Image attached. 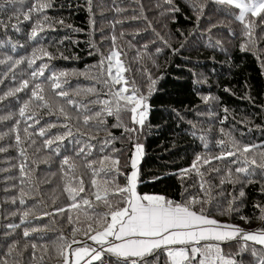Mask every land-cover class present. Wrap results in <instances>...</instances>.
Instances as JSON below:
<instances>
[{
    "label": "trees",
    "instance_id": "16d2710c",
    "mask_svg": "<svg viewBox=\"0 0 264 264\" xmlns=\"http://www.w3.org/2000/svg\"><path fill=\"white\" fill-rule=\"evenodd\" d=\"M35 2L24 0L22 6H15L19 9L20 18L19 22L13 19L11 23H18L19 31L0 27V41H3L0 60L5 61L0 63V96L18 87L23 79H28L30 72L41 63L49 65L46 76L60 72L69 74L62 77L61 82L67 79L64 88L70 93L93 85L102 91L103 86L93 79L101 70L100 61L113 50L121 52L120 59L130 69L124 75L130 81L135 80L141 93L148 97V112L143 128L133 135L132 140L122 128L112 127L116 123L115 117H108L107 128L117 140L106 151L111 152L113 147L119 150L121 171L128 174L134 144L143 145L138 165L139 193L161 194L180 201L185 188L192 194L197 193L192 186L198 184L200 177L192 172L182 179L180 173L191 168L198 154L204 157L219 155L229 150L231 140L240 145H264V39L261 38L264 37V27L255 30V46L248 44L243 24L233 15L238 14V10L208 0L197 21L198 12L193 9L191 0H173V5L165 0H91L90 5L88 0H50L51 7L40 14L41 18L47 16L50 20L44 25L45 30L33 40L30 33L37 16L34 14L31 21H24L22 13ZM173 6L179 11H170ZM10 15H13V9L7 8L0 12V19L7 23ZM144 45H147L146 49ZM242 45H247L249 50H242ZM33 49L47 51L51 59L38 51L36 56L42 60L37 59L32 68L25 60L9 71L15 60L32 58ZM8 57L12 60L9 61ZM149 74L155 81L151 94L148 91L151 83ZM28 95L20 92L0 100V148L5 149L0 151V254L14 240L20 242V248L25 243L36 242L49 245L43 264H58L52 243L61 232L71 237V226L67 222L70 213L52 216H43V213L54 212L56 207L69 203L62 191L60 162L63 156H72L77 145L65 141L60 156L43 150L38 137L34 139L37 140L36 147L42 149L40 152L36 147H29L27 142L17 145L11 130L16 120H21L20 135L23 139L25 124L19 117V108ZM77 99L91 100L95 97L81 92ZM38 111L44 117L41 126L56 122V117L48 116L47 110ZM122 119L128 127L133 126L124 115ZM79 127L99 139L108 134L104 130L97 132L94 128ZM61 131L54 128L51 133ZM220 140L226 141L223 147L218 143ZM92 143L96 144V141ZM21 147L26 149V158L20 155ZM99 155L93 150L92 158ZM45 159L49 162H41ZM230 160L213 161L211 165L201 167L204 179L212 185L214 197L211 205H206L208 215L237 225L246 232L262 229L264 221L259 218L261 213L256 205L264 208V175L257 172L250 177L252 183L245 180L243 184L225 183L220 186ZM21 164H26L27 175L21 174ZM213 168H220V173L211 172ZM85 179L87 182L90 177ZM116 179L121 185L126 183L124 176ZM241 188L245 192L243 198L239 197ZM21 189L27 193L23 205L19 203ZM233 196L237 197L233 205L236 211L221 215V209L228 207ZM13 198H16V203L11 202ZM29 210L32 213L30 222L15 230L7 227L20 224V215ZM24 228L40 231L24 238ZM240 243L242 241H232L222 247L225 252L235 253ZM256 247L260 248L259 245ZM31 253V248L24 252V264H41L39 259H31ZM40 255L43 252L38 250L37 257ZM237 259L243 264H253L249 252ZM163 261L161 254L160 264ZM106 264H118L117 258L106 257Z\"/></svg>",
    "mask_w": 264,
    "mask_h": 264
},
{
    "label": "snow or ice",
    "instance_id": "6c2138e0",
    "mask_svg": "<svg viewBox=\"0 0 264 264\" xmlns=\"http://www.w3.org/2000/svg\"><path fill=\"white\" fill-rule=\"evenodd\" d=\"M88 2L90 5L91 0ZM165 2L173 5V0H165ZM207 2L208 0H204L203 3L199 0H191L193 9L198 12L197 21ZM211 2L228 5L238 10V14L233 13V15L243 24L248 44L255 46V30L257 27H264V0H211ZM23 3L24 0H0V12L7 8L13 9V15L8 17L7 23L0 19V27L5 29L11 27L19 31L18 23L11 21L15 19L19 22L20 12L15 6H22ZM49 7H51L50 0H36L27 12L22 13L24 21H31L34 14L37 16L31 29L30 39L35 40L39 33L45 30L44 25L50 18L47 16L41 18L40 14ZM170 11L176 12L179 8L173 6ZM58 23L62 24L63 21ZM48 26H51L50 23ZM229 31L231 32V29ZM113 41L115 42V37ZM2 43L3 41H0V44ZM164 43L167 44V41ZM216 43L218 45L219 41ZM144 48L146 49L147 45H144ZM241 49L249 50L247 45H242ZM38 51L51 59L47 51L33 49L32 58L15 60L9 71L25 60L29 68H32L37 59L42 60V57L36 56ZM159 51L160 49H157V52ZM120 57L121 52L116 50H113L108 57H102L99 65L101 70L98 76L93 77L97 84L103 86L102 91H98L93 85L70 93L64 88L67 79L61 82V78H66L69 74L60 72L58 75L52 73L46 76L49 65L41 63L30 72L28 79H23L18 87L0 96V100H3L6 96H15L20 92L29 94L19 108V117L23 118L25 124L22 129L23 139L20 135L21 120H16L15 127L11 130L15 134L17 145L27 142L29 147H36L37 140L34 137H38L42 141V149L55 156L61 155L65 141L77 145L73 149V155L63 156L60 162L62 191L66 194L69 203L64 207H56L54 212L43 213V216L70 213L67 222L71 226V237L61 232L52 243L58 264H106L108 256H115L118 264H160L161 254L164 256L163 264H243V261L238 260L237 257H241L245 252L250 253L253 264H264V228L246 232L237 225L221 222L209 216L206 205H211L214 199L212 185L204 179L205 173L201 171L203 165H211L213 161L231 158L230 166L225 171L224 178L220 180V186L225 183L243 184L245 180L247 183H252L250 177L257 172L264 175V150H262L264 145H240L237 141L231 140L229 150L222 151L219 155L204 157L198 154L191 168L181 170L180 173L182 179L192 172L200 177L198 184L192 186L197 189V193L192 194L188 188H185L181 194L183 199L180 201L161 194L139 193L138 162L143 153V145L134 144L135 151L130 159L131 170L128 174L121 171L120 159L117 155L119 150L113 147L111 152L106 151L117 140L107 128L108 117H115L116 123L112 127L122 128L128 139L132 140L133 135L143 128L148 112V97L141 93L135 80L130 81L124 75L130 69L124 66ZM7 59L11 61L12 57ZM0 63L5 61L0 60ZM149 80H151L150 74ZM153 84L155 81L151 80L149 94ZM81 92L86 96H94L95 99H77ZM38 110H47V115L55 116L56 122L41 126L44 117ZM125 114L128 115L132 127H128L122 119ZM79 125L89 129L94 128L97 132L104 130L108 134L99 139L81 131ZM54 128L62 131L52 134L51 130ZM221 131L223 132V129ZM201 139L203 140L204 137ZM92 141H96V144ZM218 143L223 147L226 141L220 140ZM42 149L36 147L37 152ZM4 150L0 148V151ZM93 150L100 153L98 158H92ZM20 155L26 158L25 148H20ZM41 162L49 161L45 159ZM25 169L26 164H21L22 175H27ZM220 171V168L211 169V172L215 173ZM86 176L90 177L87 182ZM118 176H124L126 183L119 184L116 179ZM26 195L27 193L21 189L20 204L26 203L24 199ZM244 196L245 192L241 188L239 197ZM236 199L237 197L233 196L228 202V207L222 208L220 214L226 215L236 211L233 207ZM11 202L16 203V198ZM256 207L261 213L259 218L264 221V208L259 204ZM17 214L12 213V215ZM30 215H32L30 210L24 211L20 215V224H9L7 227L12 230L20 228L22 224L30 222ZM241 219L247 221L245 217ZM38 231L40 229L24 228L23 237L30 238ZM78 236L82 238L78 239ZM40 239L43 237L41 236ZM232 241H242L238 251L225 252L222 245ZM256 245L260 248L258 249ZM29 248L32 249L31 259L33 261L39 259L43 264L44 257L49 252V245L31 242L25 243L20 248V242L17 240L9 244L6 251L0 254V264H24L23 255ZM38 250H41L43 255L37 257Z\"/></svg>",
    "mask_w": 264,
    "mask_h": 264
},
{
    "label": "rangeland",
    "instance_id": "374dc122",
    "mask_svg": "<svg viewBox=\"0 0 264 264\" xmlns=\"http://www.w3.org/2000/svg\"><path fill=\"white\" fill-rule=\"evenodd\" d=\"M113 71L115 72V69H113ZM146 116H147V115H146ZM124 117H125L127 120H129V119H128V115L125 114ZM138 165H139V162H138ZM253 232H254V231H253Z\"/></svg>",
    "mask_w": 264,
    "mask_h": 264
}]
</instances>
